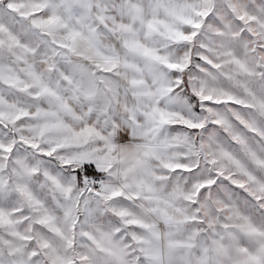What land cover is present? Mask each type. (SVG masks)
Segmentation results:
<instances>
[{"label":"snow or ice","instance_id":"6c2138e0","mask_svg":"<svg viewBox=\"0 0 264 264\" xmlns=\"http://www.w3.org/2000/svg\"><path fill=\"white\" fill-rule=\"evenodd\" d=\"M0 264H264V0H0Z\"/></svg>","mask_w":264,"mask_h":264}]
</instances>
